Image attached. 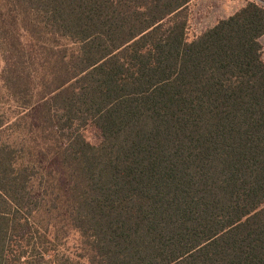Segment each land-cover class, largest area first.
Masks as SVG:
<instances>
[{
    "label": "trees",
    "instance_id": "obj_1",
    "mask_svg": "<svg viewBox=\"0 0 264 264\" xmlns=\"http://www.w3.org/2000/svg\"><path fill=\"white\" fill-rule=\"evenodd\" d=\"M191 1L0 0V264H264V7Z\"/></svg>",
    "mask_w": 264,
    "mask_h": 264
},
{
    "label": "rangeland",
    "instance_id": "obj_2",
    "mask_svg": "<svg viewBox=\"0 0 264 264\" xmlns=\"http://www.w3.org/2000/svg\"><path fill=\"white\" fill-rule=\"evenodd\" d=\"M247 2H255L264 7V0H192L187 7V40L192 41L219 21L232 16ZM259 42L262 46V60L264 62V35L260 37ZM1 66L0 62V71ZM82 133L89 144L98 146L101 143V132L94 125L88 124ZM78 246V236L72 233L65 242L64 249L76 255L79 254Z\"/></svg>",
    "mask_w": 264,
    "mask_h": 264
}]
</instances>
